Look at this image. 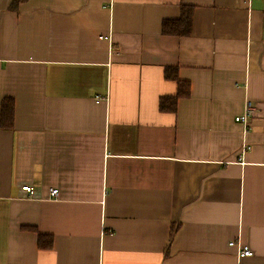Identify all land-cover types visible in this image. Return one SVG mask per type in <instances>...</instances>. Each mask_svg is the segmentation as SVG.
Returning a JSON list of instances; mask_svg holds the SVG:
<instances>
[{
    "label": "crops",
    "instance_id": "obj_1",
    "mask_svg": "<svg viewBox=\"0 0 264 264\" xmlns=\"http://www.w3.org/2000/svg\"><path fill=\"white\" fill-rule=\"evenodd\" d=\"M11 4L0 0V113L15 107L13 127L0 124V264H264V0ZM184 6L191 34H163Z\"/></svg>",
    "mask_w": 264,
    "mask_h": 264
},
{
    "label": "trees",
    "instance_id": "obj_2",
    "mask_svg": "<svg viewBox=\"0 0 264 264\" xmlns=\"http://www.w3.org/2000/svg\"><path fill=\"white\" fill-rule=\"evenodd\" d=\"M28 0H12L11 9L16 10L19 5L26 3ZM193 21V10L191 8H186L185 6L182 9V14L179 20L174 22H164L162 25L163 34L165 35H174L185 37L191 34V27ZM166 70V75H168V71ZM176 72V70L172 69ZM175 80L177 81V77L175 76ZM189 87L186 89H180L177 92V95L174 97L162 98L160 102L161 111H170L175 113L177 101L182 96L189 95ZM14 115H15V107L13 99H4L2 101L1 113H0V124L3 129L12 128L14 123ZM54 246V239L52 236H39L38 247L41 250H52Z\"/></svg>",
    "mask_w": 264,
    "mask_h": 264
},
{
    "label": "built area",
    "instance_id": "obj_3",
    "mask_svg": "<svg viewBox=\"0 0 264 264\" xmlns=\"http://www.w3.org/2000/svg\"><path fill=\"white\" fill-rule=\"evenodd\" d=\"M99 100V98L97 99V101ZM250 109H251V105L248 104V108H247V112L245 115L243 116H239L236 118L237 122H241L244 125H247L249 122V118L252 116V112L250 114ZM19 192L22 195L21 197L24 199H40V196L37 195V191L35 190L34 187L30 186V185H23L19 188ZM60 195V191L58 188H52L50 189L49 192V198L51 199H57L59 198ZM231 247H236L238 249V258L239 259H244L247 257H251L253 255V253L251 252V250L249 249V247L247 245H243V244H239V243H230L229 244Z\"/></svg>",
    "mask_w": 264,
    "mask_h": 264
}]
</instances>
